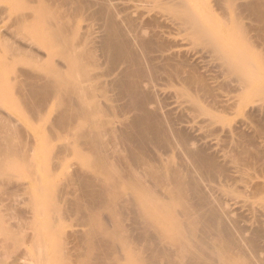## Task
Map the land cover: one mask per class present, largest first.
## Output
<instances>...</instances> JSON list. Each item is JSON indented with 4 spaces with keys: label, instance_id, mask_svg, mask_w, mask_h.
<instances>
[{
    "label": "bare ground",
    "instance_id": "6f19581e",
    "mask_svg": "<svg viewBox=\"0 0 264 264\" xmlns=\"http://www.w3.org/2000/svg\"><path fill=\"white\" fill-rule=\"evenodd\" d=\"M4 1H9L17 11L13 25L23 28L26 38L35 39L39 42L40 47L44 48L45 51L47 50V53L41 54L31 46L25 47L24 45L21 47L9 43L7 40L1 43L4 46L3 48L10 52V56L6 60L18 56L30 67L28 70L19 68L14 71L18 76L15 80V88L20 95L22 105L33 116H41L46 112L48 105L55 101L57 107L55 109L57 110L54 111L56 113L58 111V115L54 123L51 124L55 131L53 135L60 140H67L64 145L59 147V151L54 156V168L62 167L69 151H73L77 152L80 164L86 165L89 170L82 167V172L80 167L81 172L77 174L74 172L73 176L69 174L67 176L65 171L64 175L66 174V177L62 178L65 180L64 186L57 185L58 187H56L61 189L52 194L54 198L56 196L58 202L64 204L61 206L50 205L49 207L40 206V210H42L40 213L42 214L43 211L48 210L55 222L41 223L33 218L31 221L29 220V223L27 221L26 225L35 228V232L30 239L35 245L36 253L34 257H29L28 255L31 258L30 264H49L51 260L57 264H74L69 259V256L74 254L65 247V241L62 237H60L61 239L55 247V252L51 255L48 254L47 243L44 240V232L47 235L53 234L56 237L58 233L60 234L57 228L58 224H61V219L58 218V215L70 211L80 214V223L88 228L87 231L85 230L86 232L83 231L84 233H81L82 235H77L78 237L75 236L76 238L73 237L77 242L76 251H84L76 253L81 258L80 264H120L123 259H131L134 264H264V257L262 258L259 252L261 251L259 249L261 247L260 242L263 240L259 241L260 234L255 232L251 237L248 235V238L245 234L247 232L239 229L238 225L236 227L233 226L235 228L230 230L228 228L230 226H225L220 214L227 215L226 212L218 213L211 206L212 200L210 201V197L207 195L210 203L204 200L199 205H191V198L189 199L186 193L192 191V193L197 194L200 184L197 181L199 180L189 184L186 179L190 172L186 170L187 173L182 168L184 170L182 171L186 173L185 175L180 172L181 168L179 169L178 167L183 163L175 167V164L173 165L170 160L165 162V159L163 160L162 158L164 156H162L163 152L160 155L163 161H161L162 163L159 161V166H156V160L154 162V159L150 160L146 155V150L151 142H162L168 135L165 136L167 133L165 132L166 134H164L163 132L164 125L161 126V122V124L157 123L154 119L156 118L155 116H149L148 96L142 92L141 85L145 84L143 83L144 81H148L146 84L151 83L152 79L154 80L156 71L153 69V72L155 71L154 76L152 77L149 73L152 78L149 75L150 79L147 80V71L142 56L147 61H154L157 57L168 58L165 56L168 50L164 48L162 43L160 44L161 46L154 45L153 41H151L152 39L145 40V36H143L145 31L143 29L141 31V28H139V21L137 22L136 18H132L133 16H130V14L128 15L127 11L131 9L130 5L127 6L124 2L118 4V0ZM133 1L139 2L137 5L134 2V6L138 8L141 5L146 8L155 6L163 9L166 14L168 12L172 13L176 17L177 21H174V23L178 22V25H176L179 30L181 29L180 32L183 31L184 33L187 31L186 33L200 37L198 39L208 46L216 57L222 59L225 70L233 75L236 79L235 81L240 84V91L238 90V92L242 95L239 97L241 103L245 102L246 97L243 98L244 92L251 88L252 98L257 96L259 99L264 100V86L255 85L258 80H264V59H258V61H262V68H259L257 65L258 61L256 63L251 55L255 46L251 44L247 34H244L236 45L229 41L230 38L227 41L223 40L218 35L220 33L217 34L213 28V31L210 30L211 28L208 29L206 23L201 21L200 14L193 8V5H195L193 0ZM217 2L222 9L225 6L235 5L234 0H217ZM249 4L250 11L257 14V18L264 23V0H252V3ZM97 5L99 6L98 8L96 7ZM95 7L97 10L94 11ZM234 7L236 8V6ZM8 9L6 7L0 8V16L8 12ZM89 11L92 12L91 15L88 14ZM149 11H152V9ZM80 18L90 19L91 22L92 19H102L106 35L102 38L99 49L109 57L111 63L127 62L129 64V68H127L121 78L114 82V85L119 89L120 92L117 90L119 94L121 93L129 99L128 107H133L139 112L141 111L142 114H139L131 122L124 123V130H118L119 127H115L116 124L114 125L117 116L118 120L123 117L122 120L120 119L121 122L120 120L118 121L119 124L126 121L127 118L125 117V119L124 116L119 117L124 112L121 111L123 109L120 110L119 105L114 104L113 106L107 102L110 95L106 94L108 93V90H106L108 85H105L106 80H104V83L102 81L104 85L102 83L97 85L99 81L95 82L101 76L98 77L99 74L97 76L92 74V71H95L96 68L98 69L100 65L96 58L95 46L92 44L94 41L93 32L91 29H87L84 32L79 30L77 22ZM211 18L209 17L206 20L210 22ZM230 20L225 17L223 22L228 24ZM233 21L235 22L234 26H239V16ZM122 25H125L126 30ZM214 25L217 26V24ZM129 32L134 35H129ZM128 35L136 37L137 41L135 40L136 43L134 44L140 47L142 56H139L136 51L137 48L135 49L136 45L134 47ZM245 41L247 42L246 45L243 43ZM54 57L61 60L58 62ZM6 68L5 72L8 70V66ZM176 73V75L169 76L173 77L171 81L175 80L176 84L182 86L180 88L181 95L189 97L198 113L210 114L207 110L206 112L200 108L197 96H189L184 86L181 71ZM2 74L3 72L0 70V91L5 88L1 77ZM15 78L16 76L14 75L13 79ZM177 91H179V88ZM99 92L100 94H98ZM99 96L101 98L104 96L103 99L100 98L101 100H106L103 103L104 105L100 103V99L99 101L96 99ZM110 98L112 99V97ZM105 105L107 106L105 107ZM115 106L122 113L119 112L117 115L116 109L114 110ZM167 125L166 127H168ZM169 127L171 128V126ZM171 134L172 137L174 134L177 135V133ZM15 135L18 140L20 139L19 142L14 140ZM21 137V132L17 129L15 122L2 117L0 112V186H8L12 182L14 172L20 168L26 169L33 179H41L37 172L36 163L33 161L31 142L24 141ZM176 137L174 136L176 143L170 142L169 139L168 144L172 146L171 148L177 145L178 148L181 146L185 149L187 153H183L185 155L189 154L195 164H198L196 165L199 168V172L203 170L211 175L218 170V166L211 156L208 157L197 152V150L194 151L195 148H191L193 147L191 146L193 142L190 144L188 138L185 140L181 135ZM170 145L168 146L170 147ZM123 150L127 153H124ZM177 150L179 151V149ZM155 155L157 156L158 154L156 153ZM241 155L242 152L239 156ZM189 156L185 157L189 158ZM192 160L191 162L194 163ZM184 164H186L185 161ZM54 168L53 173L55 171ZM69 169L67 170L68 173L72 174L70 172L72 170ZM50 171L46 172L47 176L51 175L49 174ZM198 171H195V173H199ZM200 175L204 177L203 179L208 176H205L204 173H200ZM194 178L196 179V177ZM151 180L154 181V185ZM192 180H194L193 176ZM205 181L207 180L205 179ZM171 184L173 185L172 187H170ZM76 185H79L80 189H82L80 194L78 193L79 195L75 194L79 191V187L77 191H74L77 188ZM72 187L75 188L72 189ZM26 188L27 192L25 188H21L23 189L21 192L28 193V186ZM199 189L201 188L199 187ZM38 190L40 195L45 197V188L41 187ZM95 191H97V195H95ZM9 192H7L9 194V197L7 196L8 199L10 198L14 201L17 194L13 190ZM258 192L255 198H258V200L263 199L264 188H261ZM4 194H6V191ZM69 195L73 197L69 198ZM54 198L47 199V201L54 202L56 200ZM179 198L184 205H180L179 202L181 201ZM186 198L190 200L187 203L185 202ZM1 199L0 204L3 202ZM30 201L34 203L35 198L33 197ZM13 203L15 204L16 202ZM212 204L215 205L213 202ZM9 205V203L6 205L7 208H10L8 211L13 210V207ZM204 208H208V212L203 213ZM223 208L220 209L222 210ZM2 210L4 209H0V236H3L6 239L5 241L10 243H21L24 237L21 236V232L18 230L19 227L16 226L18 231L14 232L12 224L4 221L6 219L4 217L10 214L13 216L12 212L14 210L10 214L3 212L7 214L5 216ZM5 210L7 211V209ZM32 211L34 212V208H32ZM18 217L20 221L21 216ZM8 223L11 226H8ZM235 224L238 223L235 222ZM73 235L76 234L72 233L71 237ZM51 237L53 238V236ZM100 248H103V252L100 251L101 253L98 252ZM247 248H249V252ZM76 254L75 256H77Z\"/></svg>",
    "mask_w": 264,
    "mask_h": 264
},
{
    "label": "rangeland",
    "instance_id": "374dc122",
    "mask_svg": "<svg viewBox=\"0 0 264 264\" xmlns=\"http://www.w3.org/2000/svg\"><path fill=\"white\" fill-rule=\"evenodd\" d=\"M118 2H119L118 4H122L124 2V4H126L127 6L130 5L131 9L127 11L128 15L130 14V16H133L132 18H136L137 22L139 21V25H138L139 28H141V31L142 29L143 31H145L143 33L144 34L143 36H145V40L152 39L151 41H153L154 45H160L162 43L164 48H167V50L170 52V53L168 51L166 52L165 56H167L168 58L157 57L154 61H147V59L146 58L144 59V57L142 56L141 49H139L140 47H138L137 44H134L137 41L136 37L129 36L132 35L133 33L130 32H129L130 34L128 33L129 34L128 36L131 39V40L129 39L130 42L134 44V47L136 45L135 49L137 48L136 49L137 53L139 54V56H142L143 58L142 60L145 65V69L147 71V77H148L147 80L150 79L151 75L153 77L154 72L156 71L154 80L153 79L152 81L150 80L152 84L150 82L146 84V82L148 81H144L143 82L145 83L143 84L144 87L141 85V89L142 92H144L148 96L147 101H148L149 116L150 115L152 117L155 116L156 117L154 118L155 121L157 123L161 122L162 123V124L160 123L161 126L164 125L163 126L164 131L163 130L162 131L164 132V134L167 133L165 136L168 135V137H165L166 139L164 138V141H162L163 143L151 142V144H149L146 150V155L150 160L154 159L153 160L154 162L157 161L155 163L156 166H159L160 162L163 161L164 159L165 162L170 160L173 165L175 164L174 165L175 167H177V165L181 163L184 164L185 161L186 164L184 165L181 164L178 166L179 169L181 168L180 172L184 173L183 172L184 170L182 168L185 169V172L187 171L190 172V173L187 172L190 176L187 174L189 178L187 177L186 179L189 184L196 180H199L197 182L200 183L197 189L199 190L197 191V194L192 193V191L187 192L188 195L186 193V196L187 197L189 196L188 198L189 199L191 198L190 200L192 202L188 198L185 199V202L187 203L188 201H190L191 205H199L204 200L208 201L209 203L212 200V202L215 205H213L212 202L210 204L218 213L226 212L227 215H223V213L220 214L225 222V226L227 225L230 226V227L227 226L230 230H232V228H235L236 225H238L239 229L247 232L245 233L247 237L248 235H250L249 237H251L256 232L260 234L259 241H261L262 239L264 240V230H263L264 229V198L263 199L261 198L260 200H258V198H255V196L258 195L259 193L258 191H260L261 188H264L263 186L264 185L263 182L264 181V100L259 99V97L257 96L252 98L253 93L251 88L244 92L243 98L246 97L245 102L241 103L239 97L242 95L238 92V90L240 91V84L237 81H235L236 79L233 77V75L229 74L225 70L222 64V59L220 57H216L211 52L209 47L206 46L200 39H198L200 37H196L193 36L192 34L186 33L187 31H185L184 33L183 31L180 32L181 29L179 30V28L177 27L178 22L174 23V21L175 22L177 21L176 17L172 13L168 12L166 14V12L163 11V9L155 6L153 8L150 7L152 11H149L151 9L148 7L146 8L143 5L139 6V8L136 6L137 7L136 8L134 6L135 5L134 2L136 3V1L133 0H131L130 2L129 0H122V2L121 0H118ZM193 3L195 4L193 5L194 10L200 14V19L202 18L201 21L206 23L208 29L211 28L210 30H212L213 28V30H215L217 34L220 33L218 35L223 40L227 41L230 38L231 40L229 39V41L235 43V45L236 43H238L237 41L240 40L244 34L245 35L247 34L248 35L247 37L250 38L251 44L255 46L254 50H252L251 53L253 60L256 61L257 63L259 58L260 59L262 58V60L264 59V23L257 18L256 16L257 14H254L250 11L249 3H252V0H234L235 3L234 6H236V8L230 5L228 7L225 6L223 9L218 5L217 0H193ZM4 7H6L7 9L9 7L10 10L8 9V12L3 13L0 16V70H2L3 72L1 77L3 83L5 84L4 90L0 91V112L2 113V117L6 119H11L15 122L17 129L21 132L22 140L31 142L30 145L33 149L32 150L33 159H34L33 161L36 163L37 172L39 173V176L42 179L43 185L41 183V179L39 180L33 179L32 177H30L26 169L20 168L14 172V177L12 179V182L8 184V186H0V197L2 198L0 199L3 200V202L0 204V209L2 208L4 210L7 209V211L2 210V213L8 212V214H10L13 210L15 211L12 212L13 216L10 214L11 216L8 215L4 217L6 218L4 219V221L6 223L9 222L10 224H12V228H14V232L15 231L17 232L19 230L21 232V236L24 237V240H21V243L13 244L10 243L9 241H5L6 239H4L3 236H0V264H30L31 262L29 261H31L30 260L31 258L29 257H34L36 253L35 245H33V242L30 239V237H32V235L35 232L34 231L35 228H32L30 225H26L27 221L29 223V220L31 221V219L33 218L41 223L55 222V220H53L52 215L48 210L43 211L42 214L40 213L42 211L40 210L41 209L40 206L49 207L50 205L51 206L63 205L64 203L58 202L56 196L54 198L52 195L53 192L55 193L58 189H61V188H57L58 187L57 185L64 186L63 184L65 180L62 178H65L66 174L67 176L68 174L70 176H73L75 174L74 172H76V174L80 173L81 172L80 169L82 167L83 168L85 167L84 169L86 170H88V167L86 165L84 166L80 164L77 152L69 151L64 163L62 164V167L56 169L54 168L55 166L53 165L54 156L59 151L60 149L59 147L64 145L67 140V139L60 140L53 135L55 131L52 128L53 125L51 126V124L54 123L58 115V111L57 113L56 111H54L57 110L55 109L57 108L56 102L52 101L48 105L46 112L44 111L45 113L42 114L44 116L42 115L33 116L30 112L26 110V108L22 105L19 93L15 88V80L18 78V76L17 74H15L14 71H16L19 68L28 70L30 69V67L27 66L26 63H24V61L18 56L11 57L8 60H6L7 57L10 56V52L8 50H5V48H3L4 47L3 44L1 43L2 41L7 40L9 43H12L17 46H21V47H23L24 45L25 47L31 46L33 49H37L41 54L47 53V50L45 51L44 48L40 47L39 42H37L35 39L30 37L26 38L23 28L16 27L13 25L15 20L14 18L17 15V11L14 9V6H12V4L9 1L7 2L4 0H0V8H4ZM96 7L98 8L99 6L97 5ZM96 7L94 11L97 10ZM135 9L137 10L135 11ZM161 13H163L164 15ZM88 14L91 15L92 12L89 11ZM163 16H165L166 18L165 17L163 18ZM208 16L212 17L210 22L207 21L208 20L207 18H209ZM237 16H239V26H234L235 22L233 21V19H235ZM225 17L231 19L228 24H224L223 22L225 20ZM77 23H78V28L79 30H81V32H84L87 29H91V31L93 32L94 41L92 42V44L93 46H95L94 48L96 50V58L97 61H99L98 63L100 65L98 69L96 68L95 71H92L93 72L92 74H95L96 76L97 74H99L98 77L101 76L102 78L101 77L100 78L103 79L101 80L99 78L98 80H95V82L99 81L97 85L99 83L101 84L102 81L104 83V80L108 82V83L105 82V85L109 86V89L108 86L106 87L107 88L106 90H108V93L106 94L110 95V97H112L114 102L109 96H108L109 100L107 102H109V105H113V106L114 104H116L117 106L119 105L118 107L120 108V110L123 109L121 111L122 112L124 111L123 112L124 115L123 114L119 115V117L124 116V118L126 117L128 120V121L126 120L127 122L123 121L121 123L123 125H121L119 124L118 121L120 119L122 120L123 117H121L118 120V116H117V118L114 121L115 122L114 125L116 124L115 127L117 126L119 127V129L118 128L116 129L124 130L125 128L124 123H129L139 114H142L141 111L139 112V110L134 109L133 107H128L129 99L127 98V96L125 95L123 96V94L121 93L119 94L120 92L119 89L114 85V82L119 78H121L124 72L127 70V68H129V64L127 62H120L118 64L111 63L109 57L103 54V51L99 49L101 46L102 38L105 37L106 35V31H104L105 30L104 21L102 19L101 20L92 19L91 22L90 19L86 20V18L84 19L80 18ZM213 23L219 26L217 27ZM122 26L126 30L125 25ZM177 32H179L180 34ZM133 40L136 41L134 42ZM243 43L245 45L247 44L246 41ZM153 55H159V54H153ZM56 60L59 62V60L61 59H56ZM260 61L261 60L258 61L257 65L259 68L260 67L262 68V64H261L262 61L261 62ZM6 66H8V70L5 72L4 70L7 69ZM153 69L155 70L154 72ZM178 71L179 72L181 71L183 75L182 77L184 79V86L186 87L189 96H197L200 108H202L205 111L207 110L208 113L210 112L211 116L210 114L207 113H202V114L198 113L194 105L189 100V97L181 95L180 88H182V86L176 84L177 82H175V80L171 81L173 80V77L169 76L174 74L176 75L177 74L176 72ZM14 75L16 76L15 79H13ZM103 83L102 85H104ZM258 84L259 86L261 85L264 86V80L262 81L258 80L255 85L258 86ZM178 88L179 91H177ZM98 94H100V92ZM100 98L101 97L99 96V98L96 99H98L99 101ZM103 98L104 96H102L101 99ZM101 99H100L101 104L106 102L105 99L104 100ZM106 106L107 105H105V107ZM117 106L114 107V110L116 109L118 115V113L121 111L117 110L118 108ZM212 114L214 116L213 118H212ZM166 125L168 127H166ZM169 126H171V128ZM171 130L174 131L172 132ZM170 132L177 133V135L179 136L181 135L185 140H187L188 138V142L190 144L193 142V145L191 144V146L193 147L191 148L193 149L195 148L194 151L197 150V152L205 156L208 157L211 156L215 160L216 165L218 166V170L216 171L217 173L216 172L214 173L216 175L211 174L212 175L211 176L210 174L205 173L203 170L199 172L198 171L199 168L197 166L198 164L197 163H196L197 165L195 164V162L192 160L189 154L185 155L187 151H185V149H183L181 146H179L178 148L177 145H174L173 146L174 150H173V148H171L172 146L168 144L169 143L168 140L170 139V142L176 143L175 139L177 138L176 137L177 135L174 134V136L176 137L174 139V136L172 137V134ZM15 137L14 140L19 142L20 139L18 140L16 135ZM167 144L170 145V147ZM177 149H179V151ZM170 150L172 153L170 152ZM241 152L242 155L239 156ZM124 153L127 152L124 151ZM156 153L159 156L158 155L156 156L155 155ZM161 154L162 156L163 155L164 156L163 157L160 156ZM185 156H189V158ZM161 157L163 158V160H161ZM190 158L194 163L191 162ZM244 161L246 162V164ZM248 165L250 168L248 167ZM53 168L55 170L54 173L52 172ZM72 168H74L75 170ZM83 168H82V172H83ZM68 169L73 171V172L70 171L72 174L68 173L67 171ZM47 171L48 172L50 171L49 174L51 175L47 176L48 175L46 173ZM65 171L66 174L64 175ZM195 171L196 172L198 171L199 173H195ZM200 173L201 174L204 173L205 176L208 175L205 177L207 181L203 179L204 177L200 175ZM184 174L186 175V173ZM192 176L194 180H192ZM210 176L211 178L209 179ZM194 177H196V179ZM151 181L153 182L154 185V181L153 180ZM148 184H152V183H148ZM26 186H28L29 194L25 192H21L23 191L24 188L26 189L27 192ZM172 186L173 185L171 184L170 187ZM20 187L23 189H21ZM41 187L45 188V193H46L45 197L44 196L42 197L40 195L38 189ZM76 187L77 188L74 189V191L75 190L77 191L78 187H79V191H77L75 194L79 195L82 189H80L79 185H76ZM199 187L201 189H199ZM73 188L75 187H72V189ZM8 190L9 191L13 190L17 194L16 196L17 198L15 197L16 200L14 199L13 201L10 198L8 199L9 194H7V192L10 193ZM5 191L6 194H4ZM95 195H97V191H95ZM206 195L209 196L210 198L207 197ZM33 197L35 198L34 203L30 201ZM72 197L73 196L69 195V198ZM51 198H54L56 200L54 202H48ZM208 198L210 199V201ZM47 199L49 200L47 201ZM9 200L12 202H10ZM13 202L16 203L14 204ZM8 203L11 205V206L9 205L10 207H13V210L11 209L8 211V209H10L9 207L7 208L6 206L8 205ZM179 203L181 205L183 202L181 201ZM32 204L33 206H31ZM219 207L223 208L222 209L223 211ZM32 208H34V212L32 211ZM205 212H208V208L203 209V213ZM3 214L5 216L6 213ZM18 216H21L20 221L23 223L19 221ZM58 218L61 219V224L60 225L58 224V228H57L60 232V234L58 233V235L60 236H58L57 234H55L57 235V237L54 236L53 234L47 235L44 232L45 235L44 240L47 243L48 254L51 255L55 252L54 251L56 250L55 247L57 243H59L61 239L60 237H62V239H64L65 241V247H67L74 254L73 256H69L70 261L73 262L74 264H80L79 261L81 258H79L76 253H82L84 251L83 250H81L82 252L79 250H78L79 252L76 251L77 242L75 241L74 238L78 237L79 235H82L84 232L88 230V228L80 223L79 220L80 214H78L77 212H72V211L64 212L63 214L58 215ZM235 222L238 224H235ZM9 223L8 226L10 225ZM20 225L23 227L21 228ZM16 226H18L19 229ZM72 233L76 235H73L71 237ZM51 236H53V238ZM262 241L260 242V244L261 247L263 248L264 241L263 242ZM7 242L8 244H6ZM261 247L259 248L261 249V251L259 252L260 255H262L261 257L263 258L264 248L262 249ZM100 249L98 250V252L100 251L103 252V248ZM247 251L249 252V248H247ZM24 254L26 255L24 256ZM75 254L77 256H75ZM49 264H57V263L51 260ZM120 264H134V263L131 261V259H123L120 261Z\"/></svg>",
    "mask_w": 264,
    "mask_h": 264
}]
</instances>
